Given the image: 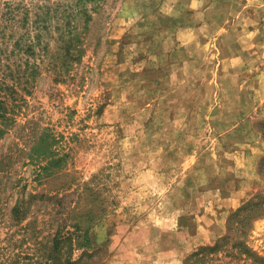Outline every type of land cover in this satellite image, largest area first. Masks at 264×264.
<instances>
[{
    "label": "rangeland",
    "instance_id": "374dc122",
    "mask_svg": "<svg viewBox=\"0 0 264 264\" xmlns=\"http://www.w3.org/2000/svg\"><path fill=\"white\" fill-rule=\"evenodd\" d=\"M0 100V257L63 220L87 264H183L264 190V0H0Z\"/></svg>",
    "mask_w": 264,
    "mask_h": 264
},
{
    "label": "trees",
    "instance_id": "16d2710c",
    "mask_svg": "<svg viewBox=\"0 0 264 264\" xmlns=\"http://www.w3.org/2000/svg\"><path fill=\"white\" fill-rule=\"evenodd\" d=\"M1 103H4L0 100ZM3 108V105H2ZM2 132V130L0 131ZM264 156L260 161L259 172L264 175ZM44 195V194H42ZM36 194L33 195L35 197ZM13 211L21 221L27 209L25 201L16 205ZM264 217V190L256 193L233 210L227 218L226 232L212 244L200 245L188 254L183 264H264V254L255 249L249 240L254 222ZM63 219V218H62ZM35 219L20 225L21 236L16 239V251L4 253L0 264H87L86 257L94 252L85 250L78 258L74 256L75 243L90 246L89 239L67 229V224L59 223L55 231L42 234ZM45 224V221H42Z\"/></svg>",
    "mask_w": 264,
    "mask_h": 264
},
{
    "label": "crops",
    "instance_id": "0c3cea01",
    "mask_svg": "<svg viewBox=\"0 0 264 264\" xmlns=\"http://www.w3.org/2000/svg\"><path fill=\"white\" fill-rule=\"evenodd\" d=\"M248 132L250 135H232V139L233 141L243 146L244 149H240L242 148L240 147V148H237V151L241 153L243 150L242 152L243 157L247 158V160H249L250 162L249 167H244V170L242 172L245 171L246 174L248 173L250 174L251 178H254L255 173L258 174L257 160L259 157L264 155V140L262 139L260 135H255L254 133L252 134L251 130L249 131V128H248ZM227 204L231 205V203L226 202V205ZM235 204L236 203H234L232 207L230 208L228 207V211L229 209L233 208ZM218 230H221L220 227H218Z\"/></svg>",
    "mask_w": 264,
    "mask_h": 264
}]
</instances>
